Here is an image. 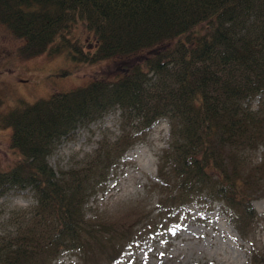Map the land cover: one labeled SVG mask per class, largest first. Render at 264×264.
<instances>
[{
    "label": "trees",
    "instance_id": "1",
    "mask_svg": "<svg viewBox=\"0 0 264 264\" xmlns=\"http://www.w3.org/2000/svg\"><path fill=\"white\" fill-rule=\"evenodd\" d=\"M0 22L30 55L64 48L71 61L97 65L152 51L115 77L0 116L20 157L0 170V192L32 189L38 202L34 223L1 244L0 264H47L101 242L106 231L85 220L88 192L134 146L133 134L124 132L92 165L61 178L48 159L80 127L117 111L126 128L159 119L172 125L168 161L178 195L161 208L223 203L222 213L246 238L260 217L252 189L264 181V163L247 173L242 157L264 146V103L251 106L264 97V0H0ZM79 25L94 38L89 51L66 35ZM250 264H264V253L254 251Z\"/></svg>",
    "mask_w": 264,
    "mask_h": 264
},
{
    "label": "rangeland",
    "instance_id": "2",
    "mask_svg": "<svg viewBox=\"0 0 264 264\" xmlns=\"http://www.w3.org/2000/svg\"><path fill=\"white\" fill-rule=\"evenodd\" d=\"M66 35L73 42L80 39L85 51L95 43L81 25L73 26ZM24 47L25 42L0 22V116L16 107L84 87L97 77H115L126 67L142 63L152 52L93 65L71 61L64 48L57 55H30ZM64 71L70 74L67 78L60 77ZM262 103L264 97L253 101L252 109ZM120 115L121 111L110 113L80 127L58 144L48 159L61 178L92 165L105 148L125 136L124 132L133 134L134 146L106 169L103 177L96 178L92 189L94 185L96 188L88 192L85 220L91 227L106 231L101 242L88 241L81 250L61 253L47 264H250L254 251L263 255L264 181L252 189V194H256L253 207L260 217L246 232V238L222 213L223 203L206 200L161 208L160 204L167 202L172 193L178 195L168 161L172 125L167 119H159L144 129L135 124L126 128ZM11 138L12 129L0 127L2 171L10 170L20 160ZM242 157L247 173L252 172L264 163V146L258 150L250 148ZM37 205L32 189L9 187L0 192V246L34 223L33 210ZM115 251V257L119 256L114 261L111 253Z\"/></svg>",
    "mask_w": 264,
    "mask_h": 264
},
{
    "label": "bare ground",
    "instance_id": "3",
    "mask_svg": "<svg viewBox=\"0 0 264 264\" xmlns=\"http://www.w3.org/2000/svg\"><path fill=\"white\" fill-rule=\"evenodd\" d=\"M232 232H234V231L232 230Z\"/></svg>",
    "mask_w": 264,
    "mask_h": 264
}]
</instances>
